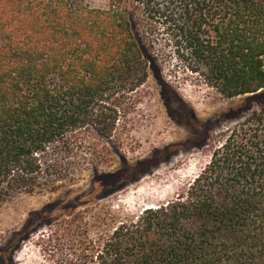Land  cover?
<instances>
[{
	"label": "trees",
	"instance_id": "obj_1",
	"mask_svg": "<svg viewBox=\"0 0 264 264\" xmlns=\"http://www.w3.org/2000/svg\"><path fill=\"white\" fill-rule=\"evenodd\" d=\"M164 63L225 98L247 97L246 113L186 188L94 237L75 210L114 192L101 195L96 181L117 182L121 170H103L97 148L83 152L85 132L114 139L151 72L167 83ZM262 90L264 0H0V205L56 189L83 162L94 172L91 191L33 213L7 257L60 218L75 238L53 230L57 264H264ZM151 165L130 164L136 178Z\"/></svg>",
	"mask_w": 264,
	"mask_h": 264
},
{
	"label": "rangeland",
	"instance_id": "obj_2",
	"mask_svg": "<svg viewBox=\"0 0 264 264\" xmlns=\"http://www.w3.org/2000/svg\"><path fill=\"white\" fill-rule=\"evenodd\" d=\"M88 2L93 6L107 5V0ZM159 69L167 83L151 72L137 93L135 106L121 117L114 142L92 131L85 132L87 142L83 152L97 148L101 156L107 155L103 158V170H121L117 182L114 178L96 181L101 195L115 189L114 192L99 195L102 198L98 201L77 206L75 210L82 216L76 223L88 225L94 237L102 230L136 218L146 207L172 199L186 188L210 160L228 129L246 113L242 114L241 110L249 105L247 97L225 98L194 74L172 64L164 63ZM260 93L263 96L259 100L263 101L264 90ZM138 160H151L152 165L146 174L136 178L140 168L130 164ZM75 166L76 170L69 168L56 177V189L13 193L6 197L0 205V264H57L59 256L55 257L49 239L53 230L62 229L60 234L66 242L75 238L65 228V219L33 228L16 247L12 259L4 250L33 213L57 201L61 202L62 209L73 202L75 195L91 191L94 180L91 165L83 162ZM30 227H33L31 223Z\"/></svg>",
	"mask_w": 264,
	"mask_h": 264
}]
</instances>
